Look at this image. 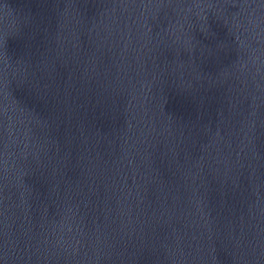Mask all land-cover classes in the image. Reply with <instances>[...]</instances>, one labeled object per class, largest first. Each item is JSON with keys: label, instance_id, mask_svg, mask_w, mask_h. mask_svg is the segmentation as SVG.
<instances>
[{"label": "water", "instance_id": "obj_1", "mask_svg": "<svg viewBox=\"0 0 264 264\" xmlns=\"http://www.w3.org/2000/svg\"><path fill=\"white\" fill-rule=\"evenodd\" d=\"M0 264H264V0H0Z\"/></svg>", "mask_w": 264, "mask_h": 264}]
</instances>
